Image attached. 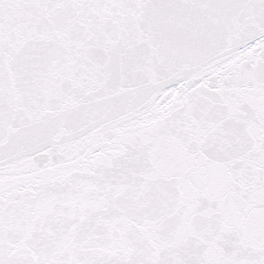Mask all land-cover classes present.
I'll return each mask as SVG.
<instances>
[{
	"label": "snow or ice",
	"instance_id": "obj_1",
	"mask_svg": "<svg viewBox=\"0 0 264 264\" xmlns=\"http://www.w3.org/2000/svg\"><path fill=\"white\" fill-rule=\"evenodd\" d=\"M0 264H264V0H0Z\"/></svg>",
	"mask_w": 264,
	"mask_h": 264
}]
</instances>
